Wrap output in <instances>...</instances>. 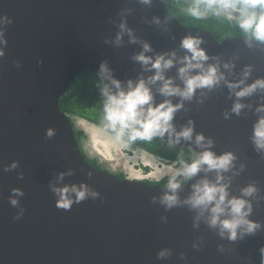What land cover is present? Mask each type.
<instances>
[{
  "label": "water",
  "instance_id": "obj_1",
  "mask_svg": "<svg viewBox=\"0 0 264 264\" xmlns=\"http://www.w3.org/2000/svg\"><path fill=\"white\" fill-rule=\"evenodd\" d=\"M0 18L10 21L0 24L6 41L0 45V264H261L264 152L256 150L251 136L264 115L256 111L264 104V89L240 98L245 107L237 115L231 112L237 97L221 81L212 89H197L173 119L177 131L189 120L194 128L192 141L176 145L201 152L194 139L203 133L216 154H235L233 168L223 173L230 195L256 184L257 193L247 198L252 202L249 218L261 227L235 241L221 237L203 217L194 225L197 211L183 203L192 185L205 177L214 181L215 171L198 172L178 190L181 203L166 209L159 200L166 183L119 177L86 160L58 99L81 72L100 78L101 63L125 86L129 79L147 80L155 69L146 70L134 59L143 44L150 45L145 55L153 59L173 51L179 58L186 54L180 47L186 35L202 38L209 55L205 63L218 62L226 80L242 79L250 66L246 83H252L264 78V45L249 46L242 34L217 40L209 30L182 24L162 0H0ZM122 21L135 41L125 31L115 42ZM180 66L174 63L165 76L182 87ZM160 83L150 85L157 104L166 99L157 90ZM163 139L168 141L167 133ZM73 185H86L89 194L77 202L69 193L70 208L58 207L53 186ZM13 189L23 194L16 196ZM162 248L171 254L161 259Z\"/></svg>",
  "mask_w": 264,
  "mask_h": 264
},
{
  "label": "clouds",
  "instance_id": "obj_2",
  "mask_svg": "<svg viewBox=\"0 0 264 264\" xmlns=\"http://www.w3.org/2000/svg\"><path fill=\"white\" fill-rule=\"evenodd\" d=\"M152 0H141V3L150 4ZM186 15L194 20H205L209 15L233 24L245 38V42L252 46L253 42L264 45V0H191L185 8ZM159 23V18H154ZM10 23L7 18H0V24ZM127 31L129 38L135 41L136 37L132 30L123 21L120 24V32L116 35V43H120L124 32ZM231 35V33H229ZM6 43L3 31L0 30V45ZM202 38L198 35H186L181 39L180 47L186 50L183 57L177 58L175 51L171 53H160L153 59L145 55L151 51L150 45L145 42L143 51L138 53L134 59L145 66L146 70L155 69L153 75L147 80L143 77L136 81L129 79L126 86L112 76L111 70L106 63H101L99 68L100 92L102 95V113L98 126V133L102 139L117 146L127 161L135 163L137 158L143 156L133 148L137 141L150 143L154 138L163 139L165 133L168 136V144L173 146L185 141L193 140V122L188 121L179 131L173 124L175 113L183 107V101L191 100L197 89H212L224 81L231 89L237 100L233 103L231 112L237 115L245 107L240 98L250 96L257 89H264V78H258L252 83H246L250 74V66H245L243 78L237 81L225 79V75L219 69V63L206 64L209 60L207 51L201 47ZM3 48L0 47V56ZM179 63L178 75L183 81V86L176 84L172 77H166L165 71ZM225 68H230L228 63ZM105 80L108 83H105ZM157 81L161 82L157 89L164 96L160 103H155L154 95L150 87ZM180 97L178 103H173L170 97ZM256 111L264 113V104H260ZM228 118L229 113H225ZM53 129L47 130V135L52 136ZM252 142L259 152H264V115H260L253 125L251 136ZM194 143L204 150L197 152L190 148L192 153L190 161L181 157L172 165L158 167L152 174L154 181L159 183L164 175L168 174L166 191L159 197L160 203L166 209H171L181 203L178 190L196 176L198 172L215 171V180L202 178L192 185L191 194L183 201L191 209L197 211L194 225H198L203 217L210 228L218 229L221 237H227L235 241L246 234H253L261 227L258 221L250 219L252 202L248 197L254 196L258 188L256 184L250 183L243 187L239 196L230 195L228 188L230 180L225 178L224 172L233 168L236 159L232 151L216 154L211 150L213 141L206 138L203 133L195 136ZM129 152L131 154L129 155ZM150 154V153H149ZM179 167H176V164ZM155 167V164L153 165ZM16 167V162L11 165ZM243 167V165L241 166ZM63 175V174H61ZM58 193L57 206L69 209L73 198L69 193H75V200L79 202L89 194L86 185L77 188L65 186L56 188ZM16 196L22 195L20 189H13ZM95 196L97 193L91 192ZM14 206L18 203L16 199L10 201ZM207 214V215H205ZM166 220V217H162ZM199 245L194 244L193 247ZM171 254L168 248L158 251L157 257L164 258ZM261 264H264V247L260 248Z\"/></svg>",
  "mask_w": 264,
  "mask_h": 264
},
{
  "label": "trees",
  "instance_id": "obj_3",
  "mask_svg": "<svg viewBox=\"0 0 264 264\" xmlns=\"http://www.w3.org/2000/svg\"><path fill=\"white\" fill-rule=\"evenodd\" d=\"M170 15L176 17L182 24L196 26L197 29L209 30L212 35L220 40L225 36H233L240 34L238 29L230 22L217 19L209 15L205 20H194L186 15L185 8L188 2L185 0H162ZM231 33V35H229ZM102 95L100 92V78L89 71H83L80 75L76 76L73 82L68 86L66 91L59 97L58 104L62 112L71 116L82 117L95 125L99 126L100 117L102 113ZM72 119V118H71ZM76 139L81 142L82 131L75 130ZM167 140L154 138L150 143L137 141L134 145L139 146L148 153L164 158L166 160H179L181 154H177L162 144ZM182 147V146H181ZM81 148V145H80ZM185 150L183 158L190 161L192 155L190 148L182 147ZM86 160L96 168H102L100 162L95 158H90L85 153ZM119 177H124L123 174H118ZM169 175L166 174L161 179L162 182L166 183ZM150 183H156L154 180L146 179Z\"/></svg>",
  "mask_w": 264,
  "mask_h": 264
},
{
  "label": "rangeland",
  "instance_id": "obj_4",
  "mask_svg": "<svg viewBox=\"0 0 264 264\" xmlns=\"http://www.w3.org/2000/svg\"><path fill=\"white\" fill-rule=\"evenodd\" d=\"M185 1L191 2V0ZM71 118L74 127L82 131L81 146L84 152L88 157L95 158L103 167L115 173L123 174L130 179L154 180L152 174L156 168L166 167L175 162L149 154L137 145H133V148L143 156V159L138 157L135 163L127 161L117 146L110 144L107 140L100 137L97 125L79 116H71ZM162 145L177 154H184L183 151H188L176 144L170 146L168 141L163 142ZM130 154L131 152H129ZM154 164L155 167L153 166ZM176 167H179V165L176 164Z\"/></svg>",
  "mask_w": 264,
  "mask_h": 264
},
{
  "label": "bare ground",
  "instance_id": "obj_5",
  "mask_svg": "<svg viewBox=\"0 0 264 264\" xmlns=\"http://www.w3.org/2000/svg\"><path fill=\"white\" fill-rule=\"evenodd\" d=\"M71 121H72V119H71ZM72 124H73V122H72ZM73 128H74V126H73ZM74 133H75V130H74ZM78 141V140H77ZM80 147V146H79ZM81 149V148H80ZM81 151H82V153L84 154V156H85V152L81 149ZM102 168H104V169H107V170H109L108 168H105V167H103L102 166ZM109 171H111V170H109ZM111 172H113V171H111ZM113 173H115V172H113ZM117 176H118V174L117 173H115ZM144 180H146V179H144Z\"/></svg>",
  "mask_w": 264,
  "mask_h": 264
},
{
  "label": "flooded vegetation",
  "instance_id": "obj_6",
  "mask_svg": "<svg viewBox=\"0 0 264 264\" xmlns=\"http://www.w3.org/2000/svg\"><path fill=\"white\" fill-rule=\"evenodd\" d=\"M73 126H74V125H73ZM74 130H77V129L74 127ZM78 143H79V146H80V145H81V142L78 141ZM81 149H82V146H81ZM82 150H83V149H82ZM83 151H84V150H83ZM163 159H164V158H163ZM165 160H166V159H165ZM174 161L176 162V161H178V160H174ZM177 165H179V164L177 163ZM117 174H118V173H117ZM160 182H162V180H160ZM160 182H159V183H160ZM156 183H157V182H156Z\"/></svg>",
  "mask_w": 264,
  "mask_h": 264
}]
</instances>
